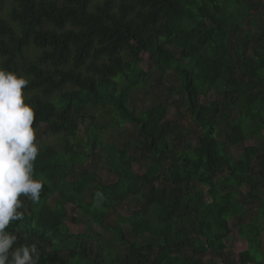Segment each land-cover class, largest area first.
I'll return each mask as SVG.
<instances>
[{
    "label": "trees",
    "instance_id": "obj_1",
    "mask_svg": "<svg viewBox=\"0 0 264 264\" xmlns=\"http://www.w3.org/2000/svg\"><path fill=\"white\" fill-rule=\"evenodd\" d=\"M143 54L156 72L179 77L196 144L168 107H131L152 80ZM0 68L28 81L35 133L46 126L59 141L38 144L34 178L44 190L38 203L20 197L23 219L6 229L14 248L35 244L38 264H264V0H0ZM218 89L219 99L202 100ZM127 124L136 138L106 139ZM249 140L260 144L243 158L228 151ZM102 148L114 179L88 170L72 181ZM128 196L132 216L117 212ZM69 206L85 217L83 233L70 232ZM234 219L248 249L230 263Z\"/></svg>",
    "mask_w": 264,
    "mask_h": 264
},
{
    "label": "clouds",
    "instance_id": "obj_2",
    "mask_svg": "<svg viewBox=\"0 0 264 264\" xmlns=\"http://www.w3.org/2000/svg\"><path fill=\"white\" fill-rule=\"evenodd\" d=\"M27 84L23 76L0 68V264H38L40 256L35 244L14 248L17 236L6 231L23 219L20 197L38 203L44 190V181L34 178L39 146L36 113L25 100Z\"/></svg>",
    "mask_w": 264,
    "mask_h": 264
},
{
    "label": "rangeland",
    "instance_id": "obj_3",
    "mask_svg": "<svg viewBox=\"0 0 264 264\" xmlns=\"http://www.w3.org/2000/svg\"><path fill=\"white\" fill-rule=\"evenodd\" d=\"M173 16L172 13L168 14V18ZM244 18V15H243ZM143 62L141 67L145 72L152 73V80L150 82V87L148 89H140L133 96L131 101V107L135 109L138 114H142L144 111L151 109L156 106H165L169 108V118L175 119L180 122L185 127V132L188 135V139L194 144L198 142L199 139V128L195 123L194 119L190 117L185 111L186 107L180 105V94L177 89L180 86V79L177 74L170 70L167 74L162 75L153 69V63L151 61V56L149 54H143ZM221 89L215 90L210 93L209 97H202V100L206 103L213 102L221 96ZM86 126H82V134H85ZM225 128H222L219 133V139L225 141ZM136 127L132 124H127L122 133L116 134L114 132L107 133L106 139L109 142H114L115 139L122 141V143L127 142L129 139L136 138ZM36 142L37 144L45 143H58V138L50 135L48 133V128L45 126L41 131L36 132ZM260 144L257 140H249L244 145L239 147H228V151L234 157L243 158L242 150L247 146H255ZM100 152V150H97ZM106 149L102 148L101 157H97L94 160L88 161L86 164L77 165L76 175L72 177V181L78 178V174L84 171H94L102 181H110L114 179V175L110 173L107 162H106ZM106 154V155H105ZM135 152V155H138ZM135 171L138 174H144L146 172V163L136 162L134 166ZM241 185L240 189L243 192L249 190L250 186V174L241 175ZM136 205V198L133 196L126 197L122 202L117 205V212L124 216H132L134 214ZM70 213L67 217L66 223L70 232L73 234H80L86 230L87 224L85 217L76 211L73 206H69ZM118 213H112L106 221V226H113ZM252 215H249L246 220H251ZM241 221L234 219L232 220L233 233L230 238L227 239L228 250L226 251L225 260L232 263L234 261H239V255L248 249V243L240 237L239 223ZM96 231L102 232V229L95 226ZM105 240L113 241L114 232L109 229H105L103 234ZM131 240H135L134 236L129 235ZM213 264H221L222 260L219 258H213Z\"/></svg>",
    "mask_w": 264,
    "mask_h": 264
}]
</instances>
